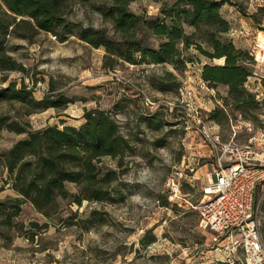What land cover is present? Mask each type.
<instances>
[{"label":"rangeland","instance_id":"rangeland-1","mask_svg":"<svg viewBox=\"0 0 264 264\" xmlns=\"http://www.w3.org/2000/svg\"><path fill=\"white\" fill-rule=\"evenodd\" d=\"M176 1L136 0L130 9L137 15L158 16ZM111 5V0H74L69 19L84 27L111 30L99 11ZM262 7L264 0H228L224 7L230 18L231 10L257 14L259 23L246 27L252 29L246 35L250 44L243 49L248 53L256 43L264 48L259 39L264 36ZM223 38L231 41V32ZM148 44L157 48L160 40L151 37ZM6 49L26 70H0V90L17 91L24 86L36 100L50 96L69 104L65 109L29 114L33 106L14 97L0 98V157L27 138L11 131V124L33 130L62 129L63 122L80 127L86 122L85 114L94 110L116 117L131 149L121 158H104L99 163L103 173L116 172L107 200L84 201L81 206L72 199L60 200L49 217L19 199L0 161V205L6 204L8 213L16 210L15 204L21 210L13 228L0 216V264H244L242 250L231 252V240L204 230L199 212L192 207L201 202L202 184L217 165L219 153L204 137L184 93L196 94L193 105L199 117L222 142L259 145L264 131V62L253 59V73L246 83L255 103L239 107L229 98L227 86L206 84L201 90L203 67L223 65L224 60H209L195 48L184 51L188 62L182 71L171 64L123 61L105 68L104 48H94L77 37L60 42L45 32L32 41L9 37ZM214 112L222 123L212 120ZM192 156L199 161L197 175L186 169L185 160ZM172 178L182 185L181 206L169 198L167 184ZM68 190L71 195L78 188L68 185ZM255 203L264 240L263 184L256 189Z\"/></svg>","mask_w":264,"mask_h":264},{"label":"trees","instance_id":"trees-1","mask_svg":"<svg viewBox=\"0 0 264 264\" xmlns=\"http://www.w3.org/2000/svg\"><path fill=\"white\" fill-rule=\"evenodd\" d=\"M73 1L0 0V70H26L8 53L6 42L9 37L32 41L41 32L53 35L60 42L77 37L94 48H104L105 68H113L123 61L132 65L171 64L182 71L188 62L184 51L195 48L209 60H224L223 65L203 67L201 77L207 85L227 86L229 98L236 106L255 103V96L246 89L253 73V58L232 40L223 38L232 29L222 14L228 0H177L172 7H163L158 16L132 12L130 5L136 0H111L110 7L99 10L111 30L71 22ZM154 1L161 3L163 0ZM239 12L259 23L257 14L249 16L244 10ZM259 12L264 13V7ZM151 37L160 40L157 48L148 44ZM26 89L24 86L17 91L2 89L0 98L14 97L33 106L35 110L29 114L50 108L65 109L69 104L62 98L50 96L36 100ZM217 113H212L211 118L222 123ZM85 119L80 127L63 122L62 129L59 126L39 130L9 126L11 131L26 134L27 138L4 153L0 161L4 163L19 199L32 203L47 217L57 210L60 200L72 199L80 206L84 201L107 200L108 185L115 180L116 172L103 173L99 163L104 158H121L131 149L130 140L122 135L121 126L111 113L89 111ZM68 185H75L77 193L70 195ZM0 206L4 224L13 228L14 219L21 212L19 204H15L16 210L11 213L7 212L6 204Z\"/></svg>","mask_w":264,"mask_h":264},{"label":"built area","instance_id":"built-area-1","mask_svg":"<svg viewBox=\"0 0 264 264\" xmlns=\"http://www.w3.org/2000/svg\"><path fill=\"white\" fill-rule=\"evenodd\" d=\"M249 50L257 62H264V48L258 43ZM260 49V50H258ZM207 87L202 80L201 90ZM193 91L184 93L189 111L199 119L206 140L218 151L217 165L207 173L202 184L203 198L192 207L200 214V225L204 230L226 236L231 240L232 251L240 248L244 264H264V240L261 232L259 208L255 203L256 189L264 185V131L259 145H239L234 141L222 142L199 117L198 108L193 105ZM186 169L197 175L200 169L198 158L185 160ZM168 194L171 201L183 199L182 185L175 178L169 180Z\"/></svg>","mask_w":264,"mask_h":264},{"label":"crops","instance_id":"crops-1","mask_svg":"<svg viewBox=\"0 0 264 264\" xmlns=\"http://www.w3.org/2000/svg\"><path fill=\"white\" fill-rule=\"evenodd\" d=\"M224 7L222 9V14L231 23V26H232V29H231V40L233 41V43L238 48L246 49L245 46L250 44V40H248L246 38V35L247 36L250 35L249 31L252 30V29H249V28H246V27H251L252 28V25L254 26V23H253L252 19L250 17L244 16L239 11L234 12L233 10H231V14L232 15H231V18H230L229 16H227L224 13L225 12L224 11ZM233 13H235V14H233ZM247 14L250 16L253 13H247ZM234 21H236V23ZM237 24L238 25L240 24L241 26H238L237 29H236L235 26H237ZM241 28L245 29V32H246L245 34L240 31ZM247 29H249V30H247ZM239 34H242L243 36H240ZM243 38H246V39L244 40ZM201 76H202V74H201Z\"/></svg>","mask_w":264,"mask_h":264},{"label":"bare ground","instance_id":"bare-ground-1","mask_svg":"<svg viewBox=\"0 0 264 264\" xmlns=\"http://www.w3.org/2000/svg\"><path fill=\"white\" fill-rule=\"evenodd\" d=\"M259 39L261 40V45L264 46V36H260Z\"/></svg>","mask_w":264,"mask_h":264}]
</instances>
